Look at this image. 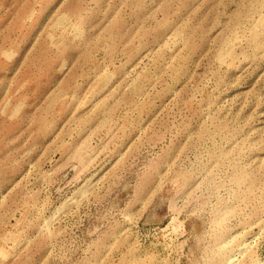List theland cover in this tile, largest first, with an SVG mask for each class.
I'll list each match as a JSON object with an SVG mask.
<instances>
[{
    "label": "rangeland",
    "instance_id": "rangeland-1",
    "mask_svg": "<svg viewBox=\"0 0 264 264\" xmlns=\"http://www.w3.org/2000/svg\"><path fill=\"white\" fill-rule=\"evenodd\" d=\"M0 264H264V0H0Z\"/></svg>",
    "mask_w": 264,
    "mask_h": 264
}]
</instances>
